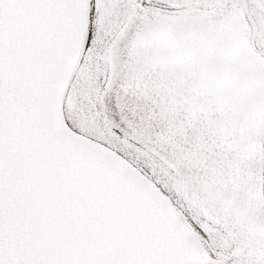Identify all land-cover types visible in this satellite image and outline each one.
Here are the masks:
<instances>
[{"label":"snow or ice","instance_id":"6c2138e0","mask_svg":"<svg viewBox=\"0 0 264 264\" xmlns=\"http://www.w3.org/2000/svg\"><path fill=\"white\" fill-rule=\"evenodd\" d=\"M0 264H264V0H0Z\"/></svg>","mask_w":264,"mask_h":264}]
</instances>
